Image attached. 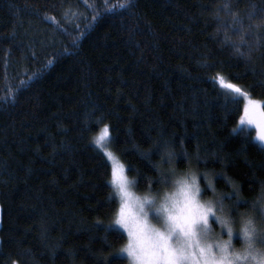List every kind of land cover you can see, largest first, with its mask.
Here are the masks:
<instances>
[{
  "label": "trees",
  "instance_id": "16d2710c",
  "mask_svg": "<svg viewBox=\"0 0 264 264\" xmlns=\"http://www.w3.org/2000/svg\"><path fill=\"white\" fill-rule=\"evenodd\" d=\"M119 2L0 0V264H129L111 167L94 144L105 125L137 194L149 183L165 190L166 142L204 199L205 174L216 196L234 195L227 179L239 186L240 212L260 194L264 148L253 129L232 132L243 97L226 110L216 78L264 102V0H133L106 11ZM225 2L253 25L247 44Z\"/></svg>",
  "mask_w": 264,
  "mask_h": 264
},
{
  "label": "snow or ice",
  "instance_id": "6c2138e0",
  "mask_svg": "<svg viewBox=\"0 0 264 264\" xmlns=\"http://www.w3.org/2000/svg\"><path fill=\"white\" fill-rule=\"evenodd\" d=\"M132 4L133 0H120L112 8H106V11H126ZM223 9L232 16L228 27L240 36L241 44H247L245 34L252 30L253 25L245 27L243 18L231 11L230 2H225ZM255 18L256 8L253 5L248 20ZM261 39L264 36L257 33V46ZM234 50L244 55L240 46H235ZM216 79L227 90L226 110L229 104L238 105L241 97L245 100L239 131L233 128L232 132L248 137L251 135L250 127H254L255 140L264 146V112L259 114L260 119L252 115L261 102L252 100L248 92L226 82L223 77L218 76ZM10 98L15 101L14 94ZM94 142L104 150L105 157L112 165L109 201L112 204L118 202L113 223L127 234V243L121 251L127 254L130 264H264V184L261 185L259 196L251 204V210L240 212V207L247 202L241 199L239 186L226 178L232 184L234 195L216 196L212 180L205 174L203 180L213 193L212 199L205 200L206 191L198 182L196 173L177 174L174 153L166 142L161 149L162 162L170 165L169 172L161 174L165 190L162 193L154 192L149 183L148 191L141 196L135 191L139 182L128 179L125 165L105 147L106 144L115 143L110 138L108 125L100 129ZM225 199L228 204H225ZM215 225H219L221 236L226 231L227 240L217 238L216 242H211ZM114 236L121 238L117 233ZM234 237H238L239 249L233 243Z\"/></svg>",
  "mask_w": 264,
  "mask_h": 264
},
{
  "label": "rangeland",
  "instance_id": "374dc122",
  "mask_svg": "<svg viewBox=\"0 0 264 264\" xmlns=\"http://www.w3.org/2000/svg\"><path fill=\"white\" fill-rule=\"evenodd\" d=\"M263 106H264V102H261V104L260 105H258L257 107H256V109L254 110V111H252V115H254V117L255 118H257V119H260L261 117H260V113L261 112H264L263 111ZM244 107H245V100H244V98H243V115H244ZM250 129H253L254 131H255V136H256V130H255V128L254 127H250ZM99 133H100V131H99ZM99 133L94 137V141H95V138L99 135ZM255 136H254V140H255ZM256 141V140H255ZM258 144H259V142L258 141H256ZM94 144H95V142H94ZM96 145V144H95ZM260 145V144H259ZM261 146V145H260ZM96 147H97V145H96ZM105 147L109 150V146H108V144H106L105 145ZM262 148H264V146H261ZM99 148V147H98ZM103 153H104V150L102 149V148H99ZM107 158V157H106ZM108 160V159H107ZM109 164H110V167H111V169H112V165H111V162H109ZM125 174H126V172H125ZM128 177V176H127ZM129 179V178H128ZM130 180V179H129ZM197 180H198V176H197ZM199 182V181H198ZM210 191H211V189H209ZM212 192V191H211ZM138 195H140V194H138ZM142 196V195H141ZM213 198V193H211V198H206L205 200H207V199H212ZM117 229H119L118 228V226H115ZM236 228H237V230H238V228H239V225L237 224L236 225ZM120 231H122L123 233H124V231H123V229H119ZM220 233H221V229H220V227H219V225H215V227H214V229H213V233H212V237H211V242H216V240H217V238H219L220 240H227L228 239V236H227V233H226V231L223 233V235L221 236L220 235ZM124 235L126 236V243H127V234L126 233H124ZM233 243H234V245H235V247L237 248V249H239L240 248V243L238 242V237H234L233 238ZM125 246V245H124ZM124 253V252H123ZM122 253V254H123ZM123 256L128 260V263L130 264V262H129V258H128V256H127V254L126 253H124L123 254Z\"/></svg>",
  "mask_w": 264,
  "mask_h": 264
}]
</instances>
